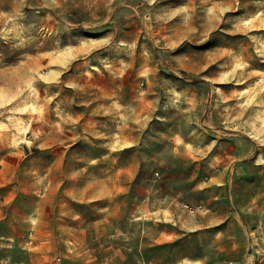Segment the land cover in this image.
Returning a JSON list of instances; mask_svg holds the SVG:
<instances>
[{"label":"rangeland","instance_id":"obj_1","mask_svg":"<svg viewBox=\"0 0 264 264\" xmlns=\"http://www.w3.org/2000/svg\"><path fill=\"white\" fill-rule=\"evenodd\" d=\"M0 264H264V0H0Z\"/></svg>","mask_w":264,"mask_h":264},{"label":"built area","instance_id":"obj_2","mask_svg":"<svg viewBox=\"0 0 264 264\" xmlns=\"http://www.w3.org/2000/svg\"><path fill=\"white\" fill-rule=\"evenodd\" d=\"M185 207L190 213H194L195 210H200L202 208V206L192 207V206H189V205H186Z\"/></svg>","mask_w":264,"mask_h":264}]
</instances>
